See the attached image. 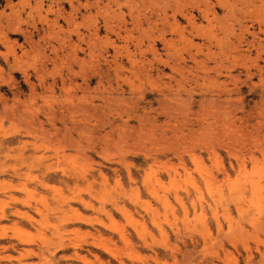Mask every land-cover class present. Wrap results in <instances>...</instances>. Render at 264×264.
Masks as SVG:
<instances>
[{
	"label": "rangeland",
	"instance_id": "1",
	"mask_svg": "<svg viewBox=\"0 0 264 264\" xmlns=\"http://www.w3.org/2000/svg\"><path fill=\"white\" fill-rule=\"evenodd\" d=\"M0 264H264V0H0Z\"/></svg>",
	"mask_w": 264,
	"mask_h": 264
},
{
	"label": "bare ground",
	"instance_id": "2",
	"mask_svg": "<svg viewBox=\"0 0 264 264\" xmlns=\"http://www.w3.org/2000/svg\"><path fill=\"white\" fill-rule=\"evenodd\" d=\"M257 183V182H256ZM257 186V185H256ZM259 188V190H260V187H258ZM254 189H255V185H254ZM256 190V189H255ZM259 192V191H258Z\"/></svg>",
	"mask_w": 264,
	"mask_h": 264
}]
</instances>
